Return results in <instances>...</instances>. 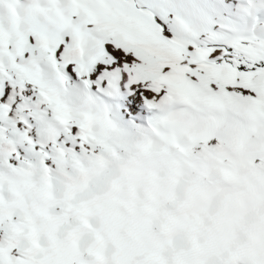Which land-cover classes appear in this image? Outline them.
<instances>
[{
  "label": "snow or ice",
  "instance_id": "obj_1",
  "mask_svg": "<svg viewBox=\"0 0 264 264\" xmlns=\"http://www.w3.org/2000/svg\"><path fill=\"white\" fill-rule=\"evenodd\" d=\"M0 264H264V0H0Z\"/></svg>",
  "mask_w": 264,
  "mask_h": 264
}]
</instances>
